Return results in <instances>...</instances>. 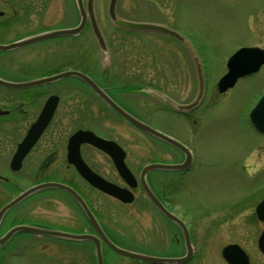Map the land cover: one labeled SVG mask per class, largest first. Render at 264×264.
<instances>
[{
  "label": "flooded vegetation",
  "instance_id": "af4514ba",
  "mask_svg": "<svg viewBox=\"0 0 264 264\" xmlns=\"http://www.w3.org/2000/svg\"><path fill=\"white\" fill-rule=\"evenodd\" d=\"M83 2L87 9V0H83ZM158 4H163V7L160 8ZM185 6V1L181 2L176 0H123V15H121L118 12V1L116 5V13L119 19H123V21L158 24L177 31L181 36L185 37L184 40L177 39L172 35L160 31L133 30L124 27L122 29L115 25L113 21L111 22L115 30L123 35L124 38L133 35L140 36V44L142 45L139 47V51H144V48L148 44V42L145 43L143 36H159L166 39V42H170V39H172L173 41L180 43V46L184 48V51H188L190 56H192L196 68L198 67V64H200V67L204 70L205 61L201 58V54H199L197 50L199 45L196 47L189 36L183 33L184 28L181 30L175 28V17H179L180 19L184 18ZM93 9L95 17L97 18L95 0L93 3ZM74 15L76 17L73 19ZM71 16L72 19L70 18ZM255 17V20L259 18L261 23H264V15L260 10L257 11ZM81 18L77 0H0V44H13L36 37L47 31L72 28L81 22ZM254 31L255 25L252 30V33L255 36V41L235 47L232 54L242 47H251L260 49L261 51L253 53V56L251 57L252 60L260 59L264 56V44L256 42L261 33L259 34ZM9 36L13 38H8L9 40L3 39ZM84 36L88 37L86 38ZM82 37H84L82 39L83 41H87V48L89 50L94 48L96 39L90 17L87 18L84 29L76 35L42 39L12 47L8 50H0V79L11 83H26L39 81L61 72L75 70L90 77L111 98L123 107V98L120 96V93H133L137 92L138 89L129 91L126 88H123L122 83H109L112 79L109 74L107 80L105 79L104 74L108 73L106 69L112 65L115 67L116 59L112 46L107 42L106 36V50L103 52L99 49V54L101 58H107V61H98L96 65V53H94L93 49H91L93 51V53H91L93 54V56H91L93 60L89 63V66L74 61L72 55L78 51ZM67 40L68 42H66V46H64L63 42ZM92 41L93 46H90ZM47 42L54 43V46L57 43L56 47L58 44L62 45V47L54 49L55 52L57 50L58 52L50 53V51L47 52V50L45 51L43 49L44 44ZM180 46H178V48ZM178 48L176 51L175 48H171V50L167 52V57L171 62H174V59L181 56L182 53ZM128 53L129 51L125 52V55L127 56ZM141 55L142 56L139 57V67L145 65L146 62L145 53L143 52ZM156 55L157 57L152 56V59H154V67L157 64L155 60L157 58L160 60L158 53H156ZM69 56L72 58V61L69 60ZM34 57H36L35 60ZM32 58L33 62L31 60ZM226 62H223L225 66ZM129 63L130 62L128 61H124L123 64H119V67H122L123 69V79L126 83H132L133 81L139 83L142 79V75L139 74L138 76H131L128 78V72L124 71V69H127L130 65ZM172 65L174 66V64ZM100 66L104 68V71L101 70ZM48 67H51L53 71L47 73L46 70ZM99 68L101 73L97 71ZM155 74L153 76L155 78L153 84L155 85L152 89V96L158 100V103H162V105L165 106H163L164 111H168L174 114V116L177 115L176 117H180L182 123H184V121L190 123L194 127L192 128L193 134H196L197 128L201 122L200 118H203L204 116L203 110L206 111L208 105L207 88L204 90L199 103L195 107L185 109L180 106L187 105L197 99L200 91L199 86L196 97L189 101H180L177 96V94H179L178 92L175 91L172 95H166L159 88V86H161V84L158 83L159 80L162 79L164 81L168 76H166L165 73L160 72ZM261 74L264 75V63L260 66L259 70L239 77L233 86L235 87L242 80L249 79H252L253 81L259 79L263 82V84L261 83L258 97L252 104L250 112L264 94V77ZM260 75L263 78H261ZM173 83L175 84L174 80ZM51 87L56 89L50 91ZM232 88L224 93H220L217 90L218 95L224 96ZM87 90L89 91L87 95L90 96L91 94L93 96H90L91 102L94 99V101H98L103 106L108 107V109H111L118 114L83 79L75 75L26 87H11L0 83V260H3L8 256L16 259L21 257L26 258L28 254L26 251L30 246L31 248L42 250L50 248L51 252H40V254H43L46 257V264H64V262L68 260L66 253H68L67 248L70 246L73 250H78L77 247L80 248V246L82 247L84 244L92 245L96 255L95 243L92 240L50 236L26 230H17L10 234V232L17 227L30 226L72 235L92 234L98 236L103 249L104 261L105 264H107L106 252L108 250L110 251V249L98 235L95 226L89 220L79 202L66 190L45 186V184L49 182L66 184L75 189L87 202L101 230L106 236L115 242H117V236H123V230L118 226V220L112 218V216L115 215L113 205L122 208L135 206L139 211H145V213L148 208H152L157 216V223L155 222V231H153V235L156 237L157 241L160 239V236L162 239H164V236H167V242H163L164 240L160 242L173 248V251L170 253H164L162 250H158V253H151L149 250L142 249L137 251L175 258L186 257L189 253L182 227L176 221L162 213V211L150 200L143 189L140 180L141 171L147 163H181L186 158L185 153L157 138L164 147L155 148V153L163 154V156L166 157H156L152 161L143 164L137 176V185L132 188L123 178V174L116 165L115 158L113 157L116 155L123 157V138L111 134L110 132L112 128H99L98 124L94 121L95 115H98V112H100V110L102 111V108H93V102L88 104L89 102H87V100H80L76 112V109H74L76 105L75 103L70 104L67 108L62 104L64 95L72 94L73 92L81 94L82 92L83 94L81 95L84 96L87 93ZM50 96H57L59 98L51 121L45 128H31L39 118ZM75 101H78V99ZM215 102L217 101L212 103ZM158 105L161 106L160 104ZM66 110L70 111L65 112ZM250 112L247 120L249 126L255 129L254 124L250 120ZM62 114H74L78 115V117L81 116V121L73 124V126H75L74 128H51L57 115ZM89 116L92 118L89 120L91 123L88 124L85 122L87 121L86 117ZM116 129L119 133L120 128ZM79 131H89L90 133L92 132L95 135L110 141L111 148L110 151H108L98 147L94 143L83 141L77 145L76 158L81 160L82 163L92 171L96 179L111 182L119 186L121 189L130 188L133 191V201L125 202L123 199L104 191L97 183L90 182L83 176L74 161L75 153L71 143L72 138ZM159 131L165 133L162 130ZM119 134L120 136L122 135V133ZM169 136L177 139L191 150L190 144H192V140L190 137L181 140L175 136ZM23 144L29 146L24 154L23 151L21 152V146ZM124 149L126 152L125 161L128 163V151L126 147H124ZM176 151H178L177 156ZM191 153L193 154L192 151ZM194 159L195 155L193 154V161ZM192 166L193 162L187 170ZM177 172L181 171L166 169L152 170L147 173L146 180L164 207L170 213L177 216L187 226L189 230L190 246L193 247V253L190 254L189 262V264H191L194 260H204L205 256L201 255L196 247V239L192 228V220L194 217L192 216L191 211L185 205L180 204L179 201L174 200V193L178 191V187L175 183L182 175ZM164 185L165 187H162ZM30 190L33 191L29 193V195L4 210L9 203ZM49 193L64 195L67 201L72 203L71 216L68 218V222L70 223L49 222L46 216L47 214L40 217L33 216V210L38 212V208H36L38 205L37 203L41 204V212L44 213V211H47L49 203L53 199V197L49 196ZM262 199H264V194L253 204L255 205L253 208V216L256 218L257 222L259 221L264 226V222L257 218L255 212L256 205ZM61 201L64 203L63 200ZM176 206H180V210L183 213L177 210ZM248 206L252 207L251 205ZM188 215L190 218H188ZM159 219H162V222L168 223L169 227L167 230L160 226ZM74 222H76L75 224L81 223L86 226V228L76 229L75 226L71 225ZM121 224L123 225V220L121 221ZM9 234L10 236L6 238ZM31 239L34 241L32 245H30L29 241ZM51 243H53V246L50 245ZM54 248L56 250L55 252L53 251ZM177 248H179V251H177Z\"/></svg>",
  "mask_w": 264,
  "mask_h": 264
},
{
  "label": "rangeland",
  "instance_id": "374dc122",
  "mask_svg": "<svg viewBox=\"0 0 264 264\" xmlns=\"http://www.w3.org/2000/svg\"><path fill=\"white\" fill-rule=\"evenodd\" d=\"M176 1H185L186 6L184 18L175 17V28L179 30L184 28L183 33L189 36L196 47L199 45L198 53L205 61L204 72L207 80L208 105L206 111L203 110L204 116L200 118L201 122L197 133L193 134L192 128L194 127L190 123L185 121L182 123L180 117L164 111L165 106L158 103V100L152 96V89L155 85L153 76L160 72L168 76L164 81L160 79L158 82L161 84L159 88L166 95H172L176 91L179 93L177 96L180 101H189L196 97L198 92L197 71L189 52L184 51L180 43L172 39L170 42H166V39L152 35L143 36L145 43L148 42V44L144 51H139V47L142 45L140 36L133 35L124 38L115 30L111 19L108 18L109 0H95L99 25L107 42L112 46L116 58L115 67L114 65L108 67L106 69L108 73L105 70V79L107 80L111 75L112 79L109 83H125L123 69L119 67V64H123L124 61L130 62L128 68L124 69L128 72V78L140 74L142 75L141 83L144 85L137 92L120 93L123 105L151 127L181 140L189 137L192 140L190 149L195 155L193 166L184 172H177L182 175L175 183L178 191L173 196L174 200L179 201L191 211L194 217L192 228L196 247L199 253L205 256L204 260H194L191 264H228L222 257L221 249L230 242L239 243L245 248L250 256L251 264H264V254L257 244L263 225L259 221L257 222L253 216L255 206L253 204L264 194V135L250 127L247 120L263 82L259 79L255 81L252 79L242 80L224 96L218 95L217 92V82L224 71L226 72L223 62L227 61L235 47L255 41V36L252 33L254 25V32L261 33L256 42L264 44V23H261L259 18L255 20L258 10L264 15V0ZM158 5L160 8L163 7V4ZM118 12L123 15V0H118ZM75 17L74 15L73 19ZM84 37L81 38L78 51L72 55L73 60L89 66L93 60L91 57L93 56L91 49H93L96 53V65L98 61H107V58H101L97 41L94 48L90 47L89 50L87 41L82 40ZM8 38L12 39L13 37L9 36L3 39L7 40ZM66 42L68 40L63 42L64 46H66ZM56 45L47 42L43 49L50 53H56L58 50L55 52L54 49L62 47L60 44L57 47ZM90 46H93V41ZM178 46L180 47L178 48ZM171 48H175V51L178 48L182 53L181 56L174 59V62H171L167 57V52ZM127 51L129 53L126 56L125 52ZM143 52L146 55V62L145 65L139 67V57ZM156 53L160 60L158 58L155 60L157 64L154 67L152 56L157 57ZM35 59L36 57H34ZM31 60L33 62V58ZM69 60L72 61L70 56ZM100 68L104 71V68L101 66ZM100 68L97 70L99 73H101ZM51 71H53L51 67L46 70L47 73ZM261 75L260 77L263 78L264 75H262L263 77ZM54 89L56 88L51 87L50 91H54ZM88 93L87 90L84 96L81 95L82 92L81 94L77 92L66 94L62 104L67 108L70 104L75 103L76 112L80 100H87L88 104L93 102V108H102V111L100 110L98 115H95L94 121L99 128H112L111 134L123 138V146L128 151V165L136 177L143 164L156 157H166L163 154L155 153V148L164 147L159 140L141 132L98 101L93 99L91 102L93 96L91 94V97L88 96ZM77 99L78 101H75ZM214 101L217 102L212 103ZM68 111L70 110L65 112ZM80 117L74 114L57 115L51 128H74L73 124L80 122ZM86 118L85 123H91L89 120L92 117ZM116 128H120L119 133H122L123 136H120ZM177 155L178 151H176ZM49 196L53 199L49 203L47 211L41 212V204L37 203L38 212L33 210V216L40 217L47 214L49 222L70 223L68 218L71 216L72 203L61 194L49 193ZM113 206L115 215L112 218L118 220V226L123 230V236L116 238L121 246L136 250H149L151 253H158V250H162L164 253L173 251V248L160 242L163 240V242H167V236H164V239L160 236L157 241L153 235L157 216L152 208H148L145 213V211H139L135 206L123 208ZM176 208L183 213L180 206H176ZM188 218H190L189 215ZM122 220L123 225L121 224ZM75 223L71 225L76 229L86 228L81 223ZM159 224L166 230L169 227L167 222H162V219H159ZM29 241L30 245L34 242L32 239ZM50 245L53 246V243ZM70 247L67 248L68 253H66L68 262L66 261L64 264H96L92 245L84 244L80 248L77 247L78 250H73ZM53 251H56L55 248ZM26 252L28 253L26 258L16 259L8 256L0 260V264H46V257L40 252H51V250L50 248L42 250L30 246ZM106 254L107 264H150L114 251L108 250Z\"/></svg>",
  "mask_w": 264,
  "mask_h": 264
},
{
  "label": "water",
  "instance_id": "95a60500",
  "mask_svg": "<svg viewBox=\"0 0 264 264\" xmlns=\"http://www.w3.org/2000/svg\"><path fill=\"white\" fill-rule=\"evenodd\" d=\"M80 8V12L82 15V21L79 26L74 27V28H68V29H59V30H53V31H48L45 32L39 36L32 37L29 39H26L21 42L13 43V44H8V45H2L0 44V50H8L12 47L28 44L34 41L42 40V39H48L52 37H58V36H63V35H72V34H77L80 31L83 30V28L86 25L87 17L89 16L91 19L92 27L94 30V34L99 42V44L104 48L105 47V40L102 35V32L99 28V25L97 23V20L94 15L93 11V0H88L87 7H88V13L85 10L83 0H77ZM117 0H110L109 4V15L110 17L115 21V23L124 28H129L133 30H154V31H160L169 35H172L180 40H183V37L175 32L174 30H171L169 28H166L164 26L156 25V24H150V23H140V22H129V21H123L119 20L116 17V12H115V6H116ZM256 52H261L260 49L257 48H251V47H243L240 50H238L236 53H234L228 60L227 62V68L228 71L226 74H224L220 80L218 81V90L220 92H224L227 89L231 88L234 86L236 83L237 79L241 76H244L249 73H253L257 70H259L260 66L264 63V56L260 59L252 60L251 57L253 56V53ZM244 53L246 54L242 59L241 54ZM198 72H199V80H200V94L199 97L196 101L189 105L181 106L182 108L189 109L194 106H196L199 103V100L202 96L203 90H204V78L202 74V70L200 67V64H198ZM75 75L83 79L107 104H109L119 115H121L124 119H126L128 122L132 123L136 127L140 128L141 130L156 136L160 139H162L165 142H168L171 145L176 146L177 148L181 149L186 153V160L183 163L180 164H163V163H151L146 165L141 173V183L143 185V188L147 194V196L151 199V201L164 213L167 217L170 219L176 221L183 229L185 237H186V243L188 246V255L183 258H171V257H163V256H156V255H149V254H144V253H139L130 249H126L124 247H121L114 243L111 239H109L105 233L101 230L99 225L97 224V221L89 209L87 203L85 200L81 197V195L75 191L73 188L69 187L68 185L60 184V183H55V182H49L45 184L47 187H57L63 190L68 191L81 205L83 208L84 212L86 213L87 217L89 220L93 223V225L96 228V231L98 235L102 238V240L106 243V245L114 250L115 252H118L120 254L126 255L128 257H131L133 259L150 263V264H174V263H185L190 260V254L193 253V249L190 246V237H189V232L187 230V227L185 224L175 215L170 213L164 205L160 202V200L156 197V195L153 193L152 189L148 185L146 181V174L153 170V169H187L191 162H192V155L189 149L180 143L179 141L175 140L174 138H171L167 136L166 134H163L156 129L152 128L130 112H128L126 109L121 107L117 102H115L95 81H93L90 77L87 75L77 72V71H65L53 76H50L48 78H44L39 81H34V82H26V83H11V82H6L0 79V83L5 84L7 86L11 87H26V86H31L35 85L38 83H46L50 82L56 79H60L63 77ZM59 98L57 96H50L39 116L37 121L32 125L31 128H45L49 122L51 121L54 111L57 107ZM251 120L256 127V129L262 133H264V95L262 98L259 100L255 108L252 110L250 114ZM83 141H89L91 143H94L98 147L110 151V141L104 140L93 133H88V132H79L77 133L71 140L72 143V148L75 153V163L79 167L81 173L83 176L89 180L90 182L97 183L101 189L104 191L115 195L123 201L129 202L133 200V196L127 189H121L119 186L108 182L104 181L101 179H96L94 177V174L92 171H90L89 168L85 167L77 158H76V153H77V145ZM29 146L26 144H23L21 146V152L23 151V154L26 152ZM115 162L123 174V178L131 185L135 186L136 185V178L134 174L131 172V170L128 168L126 165L124 158H125V152L123 151V157L119 156H114ZM33 190H30L28 192L23 193L21 196L17 197L15 200H13L11 203H9L4 210L8 209L12 205L16 204L23 198H25L29 193H31ZM3 210V211H4ZM256 213L257 216L260 220L264 221V199L256 206ZM17 230H26V231H31V232H36L39 234H46L50 236H60V237H65V238H73V239H79V240H92L95 243L96 246V254H97V263L98 264H104L103 260V255H102V247H101V241L99 237L91 234H68V233H63V232H57L53 230H46L43 228H37V227H30V226H20L15 228L13 231L10 232H15ZM10 234L6 237L8 238ZM258 246L262 253L264 254V229L262 233L259 236L258 239ZM222 255L225 258V260L228 262V264H250V258L247 254V252L237 243H230L224 246L222 249Z\"/></svg>",
  "mask_w": 264,
  "mask_h": 264
},
{
  "label": "trees",
  "instance_id": "16d2710c",
  "mask_svg": "<svg viewBox=\"0 0 264 264\" xmlns=\"http://www.w3.org/2000/svg\"><path fill=\"white\" fill-rule=\"evenodd\" d=\"M124 81V79H123ZM119 82H117L118 84ZM144 83H141V81H139V83H137L136 81H133L132 83H123V88H126L127 90H139L141 88H143Z\"/></svg>",
  "mask_w": 264,
  "mask_h": 264
},
{
  "label": "snow or ice",
  "instance_id": "6c2138e0",
  "mask_svg": "<svg viewBox=\"0 0 264 264\" xmlns=\"http://www.w3.org/2000/svg\"><path fill=\"white\" fill-rule=\"evenodd\" d=\"M245 55H246V54L242 53L240 58L242 59Z\"/></svg>",
  "mask_w": 264,
  "mask_h": 264
}]
</instances>
